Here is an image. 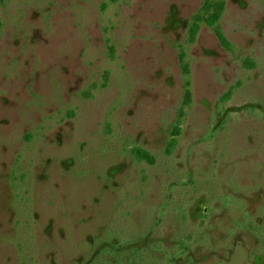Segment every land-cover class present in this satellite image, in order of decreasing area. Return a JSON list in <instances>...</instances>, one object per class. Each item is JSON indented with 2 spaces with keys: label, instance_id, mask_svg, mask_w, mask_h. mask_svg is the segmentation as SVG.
Wrapping results in <instances>:
<instances>
[{
  "label": "rangeland",
  "instance_id": "rangeland-1",
  "mask_svg": "<svg viewBox=\"0 0 264 264\" xmlns=\"http://www.w3.org/2000/svg\"><path fill=\"white\" fill-rule=\"evenodd\" d=\"M207 1L0 0V264H264V0Z\"/></svg>",
  "mask_w": 264,
  "mask_h": 264
},
{
  "label": "trees",
  "instance_id": "trees-1",
  "mask_svg": "<svg viewBox=\"0 0 264 264\" xmlns=\"http://www.w3.org/2000/svg\"><path fill=\"white\" fill-rule=\"evenodd\" d=\"M224 10H225L224 2L216 3L215 1L208 0L203 7L202 13L198 14L193 20L190 30L191 41L194 42L196 40V37L200 32L201 25L204 24L209 28L213 29L214 33L216 34L217 38L219 39L223 47L230 49L231 44L228 41V39L225 37L220 25V20L222 18V14ZM136 156L140 160L141 159L146 161L151 160L149 153L143 150L141 151L137 150Z\"/></svg>",
  "mask_w": 264,
  "mask_h": 264
}]
</instances>
